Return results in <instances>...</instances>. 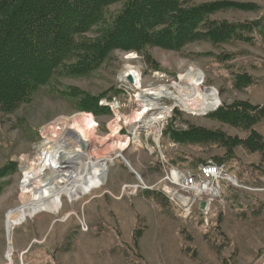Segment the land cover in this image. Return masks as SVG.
<instances>
[{"label":"rangeland","instance_id":"374dc122","mask_svg":"<svg viewBox=\"0 0 264 264\" xmlns=\"http://www.w3.org/2000/svg\"><path fill=\"white\" fill-rule=\"evenodd\" d=\"M215 1L258 6L256 10L229 8L210 15L212 20L250 24L244 40L220 44L197 40L179 51L152 47L151 61L142 53L117 49L92 74L57 77L41 87L31 103L0 115V172L15 163L6 174H0V264L8 262L7 213L23 205L20 159L36 154L44 128L52 122L89 114L80 111L79 98L69 94L74 88L95 98L105 95L99 104L108 112H90L97 125L96 151L115 157L116 152L107 149L109 142L102 145L100 140L110 134L117 115L121 134L131 136L132 126L125 118L141 109L136 99L139 91L120 78L130 65L139 70L144 89L174 83L184 86L180 76L191 67L199 69L205 75L203 88L215 89L221 104L209 114L195 116L185 111L176 95L161 101L162 106H173V111L152 133L140 130L144 147L132 145L122 156L140 178L123 158H115L114 164H106L104 183L91 194L74 202L63 196L59 213L41 212L25 218L13 232L12 264H264V154L241 145L228 151L219 143L171 139V130L193 127L226 137L246 139L253 132L264 137V116L247 129L215 117L220 108L238 101L256 107L254 111L249 108L252 114L264 110V0H197ZM122 6H111L110 12ZM150 62L159 68L154 69ZM242 75L250 81L240 88L237 80ZM158 134L159 146L154 140ZM208 160L225 164L236 183L222 181L220 194L205 212L196 206L187 212L163 190L166 172L170 167L194 172Z\"/></svg>","mask_w":264,"mask_h":264},{"label":"trees","instance_id":"16d2710c","mask_svg":"<svg viewBox=\"0 0 264 264\" xmlns=\"http://www.w3.org/2000/svg\"><path fill=\"white\" fill-rule=\"evenodd\" d=\"M120 3L122 8L111 13V6ZM229 8L256 10L258 6L197 0H0V115L31 103L35 93L57 77L92 74L117 49L142 53L151 61L152 47L179 51L197 40L215 44L244 40L250 24L210 19V15ZM91 32L97 35L88 36ZM150 64L159 68L154 62ZM249 81L242 75L237 86H246ZM69 94L79 98L76 105L80 111L96 115L108 112L99 104L105 95L95 98L75 88ZM249 108L257 110L246 101H238L220 108L215 117L247 129L264 116V110L252 114ZM171 137L178 143H219L228 151L241 145L264 154V137L257 132L241 139L193 127L171 130ZM13 167L15 163L7 164L0 174Z\"/></svg>","mask_w":264,"mask_h":264},{"label":"bare ground","instance_id":"6f19581e","mask_svg":"<svg viewBox=\"0 0 264 264\" xmlns=\"http://www.w3.org/2000/svg\"><path fill=\"white\" fill-rule=\"evenodd\" d=\"M129 76L134 77L135 83L131 85L139 91L136 99L141 107L131 117L125 118L126 124L132 126L131 136L121 134L117 115L110 125V134L100 140L102 145L109 142L107 149L116 152L115 157L100 155L96 151L97 125L91 114H84L60 118L46 126L43 141L35 147L36 154L24 155L20 159L24 178L21 183L23 205L7 213L9 252L6 264H12V239L16 226L25 218L41 212L59 213L63 196L74 202L101 186L105 180L106 164H114L115 158H123V153L132 145L142 147L140 130L144 128L148 134L152 133L150 130L173 111V106H162L161 101L176 95L185 111L195 116L209 114L221 104L215 89L203 88L205 75L196 68L191 67L180 76V81L186 83L184 86L174 83L171 87L161 85L144 89L139 70L131 65L121 72L120 78L128 82ZM160 136L158 134L154 139L158 146ZM123 160L130 163L125 157Z\"/></svg>","mask_w":264,"mask_h":264},{"label":"built area","instance_id":"2783aa9c","mask_svg":"<svg viewBox=\"0 0 264 264\" xmlns=\"http://www.w3.org/2000/svg\"><path fill=\"white\" fill-rule=\"evenodd\" d=\"M164 179L167 197L183 205L187 212L196 207L205 212L220 194L222 181L236 183L227 166L214 160L201 163L194 172L170 167ZM202 202L206 203L203 209Z\"/></svg>","mask_w":264,"mask_h":264},{"label":"water","instance_id":"95a60500","mask_svg":"<svg viewBox=\"0 0 264 264\" xmlns=\"http://www.w3.org/2000/svg\"><path fill=\"white\" fill-rule=\"evenodd\" d=\"M128 80H129V82L131 83V84H134L135 83V80H134V77L133 76H129L128 77ZM126 164L128 165V167L136 174V175H138L134 170H133V168L131 167V165H130V163H128V162H126ZM205 206H206V203L205 202H202L201 203V208L203 209V208H205ZM7 232V231H6ZM9 238V234L7 233V239Z\"/></svg>","mask_w":264,"mask_h":264}]
</instances>
